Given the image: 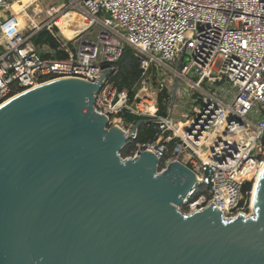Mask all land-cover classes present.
Instances as JSON below:
<instances>
[{"label": "built area", "instance_id": "2783aa9c", "mask_svg": "<svg viewBox=\"0 0 264 264\" xmlns=\"http://www.w3.org/2000/svg\"><path fill=\"white\" fill-rule=\"evenodd\" d=\"M15 1L0 0V107L54 80L95 82L107 69L94 98L107 127H120L126 145L139 139L144 126L154 127L153 137L137 142L131 155L119 152L123 159L146 148L158 156L159 173L177 160L192 169L195 185L176 205L184 214L210 205L225 220L254 214L243 186L251 181L253 189L264 169V0H69L51 5L41 20L20 18ZM71 10L78 12L80 33L68 40L57 20ZM43 30L58 48L35 43ZM127 47L141 70L132 96L113 78ZM59 50L68 56L56 58ZM165 90L166 114L159 105ZM126 115L138 120L128 123Z\"/></svg>", "mask_w": 264, "mask_h": 264}, {"label": "water", "instance_id": "95a60500", "mask_svg": "<svg viewBox=\"0 0 264 264\" xmlns=\"http://www.w3.org/2000/svg\"><path fill=\"white\" fill-rule=\"evenodd\" d=\"M107 72L0 107V264H264V169L253 215L184 214L195 173L178 160L159 173L146 148L120 156L124 131L94 109Z\"/></svg>", "mask_w": 264, "mask_h": 264}, {"label": "rangeland", "instance_id": "374dc122", "mask_svg": "<svg viewBox=\"0 0 264 264\" xmlns=\"http://www.w3.org/2000/svg\"><path fill=\"white\" fill-rule=\"evenodd\" d=\"M62 2H69V0H37V1H34L33 4H39L42 8V13H39L37 15V13L33 10L35 8V5L29 7L27 9V12L29 14H31L32 16L34 15V17H36L37 20H41V19H46V9H48L51 5H57V4H60ZM57 24L60 26L61 30H60V35L62 36V38L64 39H72L74 37H76L80 32L78 31V28H77V24H76V19L75 17H65V18H60L59 20H57ZM94 34V33H92ZM73 45H77L76 44V41H74L73 39ZM44 50H49V48H46ZM134 51V50H133ZM135 52V51H134ZM135 55V54H134ZM136 56V55H135ZM137 58V57H136ZM138 59V58H137ZM138 62H139V59H138ZM132 68V64H131V61H130V55L128 57H124L120 63H119V74H118V81H120L123 76L122 74L124 73L127 74L128 71H130ZM130 73V72H129ZM128 73V74H129ZM196 78V77H195ZM194 78V79H195ZM154 78L152 77V82L153 84L155 85L156 83H154ZM134 85V84H133ZM204 86L206 88H208V86L206 84H204ZM214 87V86H213ZM170 110V109H169ZM186 112H190V109L189 107H186L185 109ZM165 112L167 113L168 110H165ZM169 113V112H168ZM180 113V112H179ZM178 112H174V119L177 120V119H180V115ZM185 119V118H183ZM135 120H138V118L134 115H126V121L128 123L132 122V121H135ZM145 128H142L140 130V133L144 130ZM152 131L154 129L153 126H151L150 128ZM154 134V133H153ZM152 136V135H151ZM151 138L149 135H148V139ZM138 143H142L144 142V140H141V139H138L137 141H129V143L120 151L121 155L123 157H126V156H129L131 155V153L133 151L136 150L137 146L136 144ZM255 184V183H254ZM252 196V193H250L249 197L247 198V204L246 206H248L249 202L251 201L250 198ZM245 204V203H244Z\"/></svg>", "mask_w": 264, "mask_h": 264}, {"label": "trees", "instance_id": "16d2710c", "mask_svg": "<svg viewBox=\"0 0 264 264\" xmlns=\"http://www.w3.org/2000/svg\"><path fill=\"white\" fill-rule=\"evenodd\" d=\"M35 43L38 45H43V46L47 45L50 48H54V49L58 48L60 45L59 42L47 30H43L41 33H39L37 35V37L35 38ZM43 55L47 56V57L50 56V54L47 52H43ZM129 55H130V61L132 64L131 70L128 71L127 74H125V75L123 73L122 74L123 78L120 81H118V78H119L118 72L119 71L117 72V74L113 78L116 81V83L118 84L120 89L130 90V93L132 96L134 94V91H131L132 86H133V84H135L136 80L138 79V77L141 73V70L139 67L140 63L138 62V59L134 55V51L131 47H127L124 57L126 58ZM54 56L56 58H65L68 56V54L62 50H59L57 53L54 54ZM165 95H168L166 90L164 92H162L160 97H159L160 112L164 113V114H166V112H165V108L162 104V100H163V96H165ZM151 126H153V125H146L143 127L145 129L139 134V139L146 141V140H148V135L150 137H153L154 129L152 131L150 129ZM251 189H252V182L247 181L243 186V191H244L246 197H249V192Z\"/></svg>", "mask_w": 264, "mask_h": 264}, {"label": "bare ground", "instance_id": "6f19581e", "mask_svg": "<svg viewBox=\"0 0 264 264\" xmlns=\"http://www.w3.org/2000/svg\"><path fill=\"white\" fill-rule=\"evenodd\" d=\"M34 1L37 0H16L13 4H12V8L18 13L20 14L19 17L22 18L23 20H25V15L29 14L27 12V9L33 5H35V11H37L38 13L42 12V8L39 4H33ZM39 1V0H38ZM60 6L62 5L59 4ZM78 12L76 10H71L66 12L61 18H65V17H75L76 19V24L78 25ZM59 20V19H58ZM14 98V97H12ZM11 98V99H12ZM181 125V124H180ZM260 176L255 180V184L253 186L252 189V196L250 198L251 200V206H254V200H255V194H256V189H257V185H258V181H259Z\"/></svg>", "mask_w": 264, "mask_h": 264}, {"label": "crops", "instance_id": "0c3cea01", "mask_svg": "<svg viewBox=\"0 0 264 264\" xmlns=\"http://www.w3.org/2000/svg\"><path fill=\"white\" fill-rule=\"evenodd\" d=\"M46 48H48V47H46ZM45 49V48H44Z\"/></svg>", "mask_w": 264, "mask_h": 264}]
</instances>
